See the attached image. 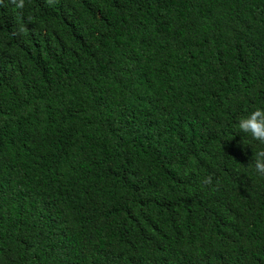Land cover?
I'll return each instance as SVG.
<instances>
[{"label":"trees","instance_id":"16d2710c","mask_svg":"<svg viewBox=\"0 0 264 264\" xmlns=\"http://www.w3.org/2000/svg\"><path fill=\"white\" fill-rule=\"evenodd\" d=\"M18 2L0 264H264V144L238 126L264 109V0Z\"/></svg>","mask_w":264,"mask_h":264},{"label":"clouds","instance_id":"9594fccd","mask_svg":"<svg viewBox=\"0 0 264 264\" xmlns=\"http://www.w3.org/2000/svg\"><path fill=\"white\" fill-rule=\"evenodd\" d=\"M13 2H15V0H13ZM48 2L52 3V0H48ZM0 3H2V0H0ZM23 6L24 0H19L17 7L23 8ZM20 31H24L23 27ZM238 126L242 132L250 134L253 139L264 144V109L257 108L247 116L240 117L238 120ZM254 168L257 174L264 176V150L255 154ZM212 182L213 178L211 175L206 176L202 181L205 185H211Z\"/></svg>","mask_w":264,"mask_h":264}]
</instances>
